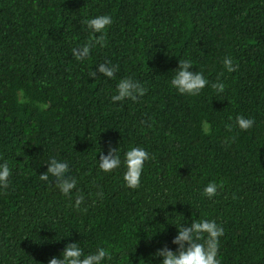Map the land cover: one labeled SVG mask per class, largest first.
<instances>
[{
    "label": "trees",
    "instance_id": "trees-1",
    "mask_svg": "<svg viewBox=\"0 0 264 264\" xmlns=\"http://www.w3.org/2000/svg\"><path fill=\"white\" fill-rule=\"evenodd\" d=\"M104 14L113 19L106 46L77 60L73 49L100 35L84 21ZM225 57L239 69L227 72ZM179 60L209 81L199 95L171 86ZM106 61L119 66L114 79L97 71ZM126 77L147 93L113 102ZM239 115L254 126L241 130ZM109 144L121 166L105 173L99 159ZM132 147L152 157L135 190L123 179ZM53 157L77 179L71 199L39 178ZM5 161L0 264H49L75 242L85 255L108 248L102 264H161L155 253L177 250V229L204 219L225 230L221 264H264V0H0ZM209 182L224 184L212 199L202 195ZM77 191L87 211L75 208Z\"/></svg>",
    "mask_w": 264,
    "mask_h": 264
},
{
    "label": "clouds",
    "instance_id": "clouds-1",
    "mask_svg": "<svg viewBox=\"0 0 264 264\" xmlns=\"http://www.w3.org/2000/svg\"><path fill=\"white\" fill-rule=\"evenodd\" d=\"M87 27L93 34H100L99 36L91 35L86 43L73 49V56L83 61L91 55V51L97 45L105 47L107 41L105 39L106 30L113 23L110 15L104 14L84 21ZM224 68L227 72L232 73L239 69L238 64H234L231 57H225L223 60ZM193 63L190 60H179V67L175 70V75L171 79V86L175 88L179 94L188 96H197L209 84V81L204 77L200 71H191ZM119 70L118 65L111 64L110 61L100 63L97 71L103 76L114 79L115 74ZM222 75V74H221ZM89 77H97L96 71H91ZM212 88L216 92L223 93L225 91V84L218 81L212 83ZM148 89L144 87L138 80L132 77L120 79L116 87V94L111 97L113 102H123L131 100L138 102ZM21 103H26L27 100H21ZM231 119V118H230ZM142 123H147L142 121ZM254 119L245 118L243 115L236 117V125L244 131L251 129L254 126ZM148 124V127H151ZM233 125L227 124L226 129L232 130ZM205 134L210 133V125H204ZM234 139V138H233ZM229 141L226 139L225 141ZM149 152L142 147H132L124 153V166L126 172L123 179L126 187L130 189H138L141 186V177L144 171L145 162L151 160ZM121 166V159L117 148L109 144V151L107 155L101 153L99 159V169L105 173H111ZM69 165L65 161H59L55 157L48 162L47 171L39 175L40 180L49 182L50 177L55 183V187L59 191L72 198L73 190L77 189V179L69 175ZM12 171L7 162L0 163V189L7 190L10 186V177ZM224 188L223 182L217 184L209 182L204 188L202 195L208 199L216 197L218 189ZM98 198H103L104 193L101 190L96 193ZM235 198V197H234ZM85 197L82 193L77 191L75 197V208L78 211H87V208L81 209L84 204ZM224 228L217 224L215 220H192L190 225L183 224L177 229V235L172 240V243L178 245L176 251L169 249L167 244L159 249L155 255L162 257L161 264H221L219 255L220 237L224 235ZM206 234V236H205ZM62 258L53 257L49 264H102L104 260H111L112 255L108 248L98 247L95 253L85 255L83 249L77 242L69 243L61 253Z\"/></svg>",
    "mask_w": 264,
    "mask_h": 264
}]
</instances>
